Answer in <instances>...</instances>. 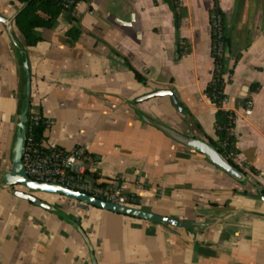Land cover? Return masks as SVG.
Listing matches in <instances>:
<instances>
[{
  "label": "crops",
  "instance_id": "obj_1",
  "mask_svg": "<svg viewBox=\"0 0 264 264\" xmlns=\"http://www.w3.org/2000/svg\"><path fill=\"white\" fill-rule=\"evenodd\" d=\"M178 1L176 31L162 0H81L61 10L51 27L35 29L37 41L27 46L14 23L23 4L0 0V15L12 20L19 46L0 23V264H91L68 220L88 238L97 264H264V0ZM214 2L230 42L232 74L223 75L222 109L236 116L235 162L246 171L243 183L141 119L215 140L217 108L204 93L214 70ZM178 42L187 51L180 57ZM22 52L30 72L29 112L51 121L43 143L84 147L98 158L100 182L118 181L137 198L135 208L189 228L14 187L54 213L4 187L23 88ZM157 90L171 91L185 113L168 97L137 101Z\"/></svg>",
  "mask_w": 264,
  "mask_h": 264
},
{
  "label": "water",
  "instance_id": "obj_2",
  "mask_svg": "<svg viewBox=\"0 0 264 264\" xmlns=\"http://www.w3.org/2000/svg\"><path fill=\"white\" fill-rule=\"evenodd\" d=\"M0 23L4 25L8 33V36L10 37L12 42L19 48L12 35V20L6 19L0 15ZM21 55L23 56V62H22V71L24 74L23 88L19 102L15 135L11 147V155H10L11 169L9 172L5 173L2 177L4 187L13 196L20 198L22 200H26L40 208H43L47 211L54 213H58V211L54 207L48 205L46 202L40 200L39 198L29 193L19 192L15 190L14 187L22 186L28 191L65 197L80 202L82 204H85L87 206L100 208L102 210L110 211L120 215H126L130 217L138 218L148 222L164 223L175 228H189L190 224L179 222L172 218L159 216L133 207L119 206V205L107 203L101 200H97L86 194L74 192L60 185L33 181L26 175L25 168L22 164V154L24 151V144H25V123L27 120V115L29 113V104H30V72H29L28 61L26 58H24L23 52L21 53ZM154 97H168L172 106L180 114L185 113L184 109L177 102L174 94L169 90H157L151 94L143 96L137 101L141 102ZM141 119L147 124L153 126L157 130L162 132L165 136H167L171 140L181 144L182 146L194 152L201 154L207 163L216 167L217 169L227 174L234 180L243 183L248 179L246 175H244L242 172L238 171L236 168L230 165L229 162L221 154H219L212 146H210L204 140L187 137L165 125L150 120L145 116H141ZM68 221L84 240L89 251L91 264H97L94 258L92 246L86 235L83 233V231L75 222H72L70 220Z\"/></svg>",
  "mask_w": 264,
  "mask_h": 264
},
{
  "label": "built area",
  "instance_id": "obj_3",
  "mask_svg": "<svg viewBox=\"0 0 264 264\" xmlns=\"http://www.w3.org/2000/svg\"><path fill=\"white\" fill-rule=\"evenodd\" d=\"M62 8L74 7L78 0H54ZM219 21L214 23L218 28ZM219 30V28H218ZM220 33L217 36L219 40ZM222 47L219 44L216 49ZM252 105L247 102L244 106V114L250 116ZM236 116L233 114L235 125ZM51 121L41 117L39 114L29 112L25 123V144L22 154V164L26 175L33 181L40 183H50L63 186L74 192L86 194L97 200L107 203L136 207L137 198L127 192L123 185L118 181L102 183L94 174V167L98 158L84 147H74L69 150L51 148L46 146L43 141L35 140V133L38 128L44 131L49 128ZM234 134V128L229 129ZM233 157L232 154L229 155Z\"/></svg>",
  "mask_w": 264,
  "mask_h": 264
},
{
  "label": "trees",
  "instance_id": "obj_4",
  "mask_svg": "<svg viewBox=\"0 0 264 264\" xmlns=\"http://www.w3.org/2000/svg\"><path fill=\"white\" fill-rule=\"evenodd\" d=\"M23 4L22 9L16 14L14 23L18 31L24 37L27 46L34 44L37 41L34 31L37 28H49L51 27L56 19L58 18L62 8L60 4L54 0H17ZM81 0H78V2ZM168 5L169 9L173 14L174 28L177 31L180 25V14H179V1L178 0H162ZM73 8V7H71ZM68 8V9H71ZM40 13L43 14L40 15ZM219 21L218 28L214 26V23ZM210 24V37H211V58L213 60L214 70L211 81L207 84L204 93L210 103L215 105L217 111L215 112L214 121V135L215 140L206 138L207 143L212 146L219 154H221L230 165L236 168L238 171L246 175V171L243 166H239L235 162L238 151L236 149V138L233 133L229 132V129L234 128L233 113L230 111H224L222 109V103L225 100L223 88L225 82L223 75L228 73L232 74V68L228 67L229 62V37L227 35L224 23V15L218 7L217 2H214V6L210 11L209 15ZM70 33L78 34L77 30H71ZM220 33L221 38L218 40L217 36ZM221 44L220 49L216 47ZM178 56H182L184 52L183 48L178 47L176 50ZM238 57L234 59L236 62ZM137 80L141 81L142 78L137 72H134ZM44 129L38 128L35 133V140L42 141ZM232 154L233 157L229 155ZM262 195L263 192H262Z\"/></svg>",
  "mask_w": 264,
  "mask_h": 264
},
{
  "label": "rangeland",
  "instance_id": "obj_5",
  "mask_svg": "<svg viewBox=\"0 0 264 264\" xmlns=\"http://www.w3.org/2000/svg\"><path fill=\"white\" fill-rule=\"evenodd\" d=\"M27 190V189H26ZM29 192V191H28ZM41 196V195H40ZM40 199V198H39Z\"/></svg>",
  "mask_w": 264,
  "mask_h": 264
}]
</instances>
